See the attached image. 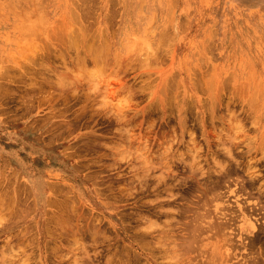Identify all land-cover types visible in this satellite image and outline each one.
<instances>
[{
	"label": "rangeland",
	"instance_id": "rangeland-1",
	"mask_svg": "<svg viewBox=\"0 0 264 264\" xmlns=\"http://www.w3.org/2000/svg\"><path fill=\"white\" fill-rule=\"evenodd\" d=\"M0 185V264H264V0H0Z\"/></svg>",
	"mask_w": 264,
	"mask_h": 264
},
{
	"label": "bare ground",
	"instance_id": "bare-ground-1",
	"mask_svg": "<svg viewBox=\"0 0 264 264\" xmlns=\"http://www.w3.org/2000/svg\"><path fill=\"white\" fill-rule=\"evenodd\" d=\"M74 39H75V38H74ZM94 57H95V56H94ZM95 59H96V57H95ZM98 60H99V59H98ZM170 80H171V79H170ZM171 81H172V80H171ZM167 82H168V81H167ZM165 84H167L168 87H170V88H169V90H170V89H171V86H169L168 83H165ZM165 84H164V85H165ZM164 85H162V86H164ZM168 87H167V88H168ZM165 89H166V88H165ZM165 89H164V90H165ZM211 89H212V88H211ZM211 89L208 90L209 93H210V94H209L210 97H211V92L213 93V90H211ZM161 90H163V87H162ZM167 90H168V89H167ZM167 90H166V91H167ZM210 91H211V92H210ZM161 92H162V91H161ZM170 92H171V91H170ZM128 93L130 94L131 92L128 91ZM172 93H173V91H172ZM207 93H208V92H207ZM168 94H169V93H168ZM159 95H160V94H159ZM165 95H166V94H165ZM212 95H213V94H212ZM166 96H167V95H166ZM166 96H165L164 98H166ZM168 96H170V95H168ZM131 97H133V96H131ZM212 97H213V96H212ZM212 97H211V98H212ZM217 97H218V95L216 96V98H217ZM129 98H130V97H129ZM130 99L132 100L133 98H130ZM168 99H169V97H168ZM209 99H210V98H209ZM217 99H218V98H217ZM211 100H212V99H211ZM213 100H214V99H213ZM170 101H171V102H170ZM170 101H169V102L172 103V100H171V99H170ZM128 102H129V100H128ZM131 102H132V101H131ZM169 102H168V103H169ZM166 103H167V102H166ZM129 104H131V103H129ZM209 104H210V102L208 103V105H209ZM157 105H159V104H157ZM165 105H166V104H164V106H165ZM129 106H130V105H129ZM129 106H128V108H129ZM167 106H168V105H167ZM167 106H166V107H167ZM169 106H170V105H169ZM176 106H177V105H176ZM210 106H211V105H210ZM158 107H159V106H158ZM173 107H174V106H173ZM171 108H172V105H171ZM209 108H210V107H209ZM209 108H208V109H209ZM211 108H212V107H211ZM211 108H210V109H211ZM114 109H115V108H114ZM117 109H118V110H117ZM117 109H116V111H119V110H120L119 107H118ZM122 109H124V108H122ZM131 109H132V107H131ZM131 109H130V110H131ZM155 109H156V108H155ZM160 109H161V108H160ZM178 109H179V108H178ZM215 109H216V108H215ZM127 110H128V109H127ZM130 110H129V111H130ZM168 110H169V109H168ZM124 111H125V110H124ZM124 111H123V113H125ZM132 111H134V110H132ZM142 111H143V110H142ZM146 111H147V110H146ZM159 111H160V110H159ZM211 111H212V110H211ZM215 111H216V110H215ZM138 112H141V111H138ZM161 112H162V111H161ZM170 112H171V111H170ZM117 113H118V112H117ZM120 113L123 114L122 111H120ZM129 113H130V112H129ZM134 113H135V112H134ZM145 113H146V112H145ZM171 113H172V112H171ZM171 113H170V114H171ZM121 114H119V115H121ZM142 114H143V112H142ZM149 114H150V113H149ZM152 114H153V113H152ZM154 114H155V113H154ZM162 114H163V113H162ZM183 114H184V113H183ZM124 115L126 116V114H124ZM124 115H123V116H124ZM117 116H118V114H117ZM123 116L121 115V118H122ZM127 116H129V115H127ZM141 116H142V115H141ZM184 116H185V115H184ZM118 117L120 118V116H118ZM118 117H116V118H118ZM130 117H131V115H130ZM130 117H129V118H130ZM132 117H135V116H132ZM137 117H138V116H137ZM146 117H147V116H146ZM150 117H151V116H150ZM150 117H149V119H150ZM152 117H153V116H152ZM121 118H120V119H121ZM186 118H187V117H186ZM120 119H118V120H120ZM123 119H126V118H123ZM134 119H135V118H134ZM146 119H147V118H146ZM156 119H157V118H156ZM156 119H155V120H156ZM159 119H161V118H159ZM159 119H158V121H159ZM116 120H117V119H116ZM118 120H117V121H118ZM121 120H122V119H121ZM151 120H153V119H151ZM155 120H154V121H155ZM186 120H188V119H186ZM124 121H126V120H124ZM149 121H150V120H149ZM121 122H122V121H121ZM126 122H127V121H126ZM134 122H135V121H134ZM139 122H140V121H139ZM151 122L153 123V121H151ZM124 123H125V122H124ZM145 123H147V122L145 121ZM148 123H150V122H148ZM155 123H156V122H155ZM184 123H186V122H185L184 119H183V120H182V124H184ZM69 124H71V123H69ZM165 124H166V123H165ZM229 124H230V123H229ZM147 125H148V124H147ZM153 125H155V124H153ZM158 125H159V124H158ZM163 125H164V124H163ZM168 125H169V124H168ZM184 125H185V124H184ZM230 125H231V124H230ZM123 127H124V125H123ZM150 127H151V123H150ZM162 127H163V126H162ZM168 127H169V126H168ZM148 128H149V127H148ZM236 128L238 129L237 126H236ZM125 129H127V128H125ZM152 129H153V128H152ZM161 129H163V128H161ZM161 129H160V130H161ZM165 129H166V128H165ZM165 129H164L163 131H166ZM184 129H185V128H184ZM184 129H183V130H184ZM187 129H188V128H187ZM146 130H149V131H150V129H146ZM146 130H145V131H146ZM160 130H159V131H160ZM133 131H134V130H133ZM143 131H144V130H143ZM171 131H173V130H171ZM171 131H170V132H171ZM186 131H188V130H186ZM126 132H128V129L126 130ZM130 132H132V131H130ZM134 132H136V131H134ZM134 132H132V135H133ZM146 132H147V131H146ZM160 132H161V131H160ZM166 132H167V131H166ZM188 132H189V131H188ZM186 133H187V132H186ZM119 134H120V132H119ZM125 134H126V133H125ZM128 134H129V133H128ZM128 134H127V135H128ZM140 134H142V133L140 132ZM160 134H161V133H160ZM165 134H166V133H165ZM170 134H171V133H170ZM170 134L168 133V135H170ZM121 135H122V133H121ZM132 135H131V136H132ZM143 135H145V134H143ZM189 135H191V132H190ZM192 135H193V134H192ZM117 136H118V135H117ZM119 136H120V135H119ZM129 136H130V134L127 136V138H128ZM134 136H136V133H135V135H133V137H134ZM137 136H138V135H137ZM162 136H163V135H162ZM164 136H165V135H164ZM166 136H167V135H166ZM115 137H116V135H115ZM121 137H122V136H121ZM123 137H125V135H124ZM133 137H132V139H134ZM154 137H155V136H154ZM177 137H178V136H177ZM190 137H191V136H190ZM129 138L131 139V137H129ZM150 138H151V137H150ZM150 138H149V139H150ZM162 138H164V137H162ZM165 138H166V137H165ZM174 138H175V135H174ZM184 138H185V137H184ZM191 138H192V137H191ZM95 139H96V138H95ZM112 139H113V138H112ZM125 139H126V138H125ZM130 139H127V140L129 141ZM139 139L141 140L142 138H139ZM144 139H145V138H144ZM172 139H173V138H172ZM175 139H176V138H175ZM194 139H195V138H194ZM136 140H138V138H136ZM136 140H135V141H136ZM150 140H151V139H150ZM158 140H159V139H158ZM160 140H161V139H160ZM191 140H193V139H191ZM111 141H112V140H111ZM113 141H116V140L113 139ZM117 141H118V142H117ZM117 141H116L117 144H119L120 141H119V140H117ZM132 141H133V140H132ZM132 141H131V142H132ZM142 141H144V140H142ZM146 141H147V140H146ZM146 141H145V142H146ZM164 141H165V140H164ZM193 141H194V140H193ZM121 142H122V141H121ZM139 142H140V141H138V143H139ZM152 142H153V141H152ZM170 142H171V139H170ZM178 142H179V141H178ZM190 142H192V141H190ZM195 142H196V141H195ZM195 142H194L193 144H195ZM127 143H130V141H129V142H126L125 144H127ZM135 143H137V141L134 142V144H135ZM140 143H141V142H140ZM147 143H148V142H147ZM156 143H157V142H156ZM162 143H163V142H162ZM162 143H161V144H162ZM168 143H169V142H167V145H168ZM173 143H175V141H174ZM159 144H160V143H159V141H158V144H157V145H159ZM169 144H170V143H169ZM171 144H172V142H171ZM175 144H176V143H175ZM181 144H182V143H181ZM120 145L123 146L124 144L121 143ZM141 145H144V142H143ZM149 145H150V144H149ZM164 145H166V144H164ZM173 145H174V144H173ZM185 145H186V144H185ZM185 145H184V146H185ZM224 145H225V144H224ZM118 146H119V145H118ZM126 146H127V145H126ZM135 146H137V145H134V148H136ZM170 146H172V145H170ZM184 146H183V147H184ZM192 146H194V145H192ZM195 146H196V145H195ZM119 147H120V146H119ZM119 147H116V150H117V148L119 149ZM128 147H129V146H128ZM144 147H146V144H145ZM148 147H150V146H147L146 148H148ZM153 147H154V146H153ZM155 147H156V146H155ZM162 147H163V146H162ZM162 147H160V148H162ZM175 147H176V146H175ZM190 147H191V146H190ZM123 148H126V147L123 146ZM132 148H133V147H132ZM141 148H142V147H141ZM156 148H157V147H156ZM163 148H164V147H163ZM168 148H169V147H168ZM168 148H166V149H168ZM170 148H171V147H170ZM170 148H169V149H170ZM179 148H180V147H179ZM186 148H187V147H186ZM197 148H198V147H197ZM224 148H225V147H223V149H224ZM120 149H122V147H121ZM143 149H144V148H143ZM157 149H159V148H157ZM172 149H173V148H172ZM182 149H183V148H182ZM187 149L189 150V148H187ZM187 149H185V150H187ZM192 149H196V147H194V148H192ZM192 149H191V150H192ZM226 149H227V148H226ZM229 149H230V148H229ZM229 149L227 150L228 153L231 152V151H229ZM122 150H123V149H122ZM132 150H134V149H132ZM138 150H139V149H138ZM145 150H146V149H145ZM145 150L142 151V152L144 153ZM148 150H149V149H148ZM160 150H162V149H159V151H160ZM163 150H164V149H163ZM180 150H181V149H180ZM125 151H126V150H125ZM166 151L168 152V150H166ZM196 151H197V150H196ZM224 151H225V150H224ZM117 152H118V151H117ZM121 152H123V151H121ZM126 152H130V151H126ZM142 152H140V153H142ZM156 152H157V150H156ZM162 152H164V151H162ZM162 152H159V153H162ZM169 152H170V151H169ZM186 152H187V151H186ZM191 152H192V151H191ZM191 152H190V153H191ZM227 152H226V154H227ZM130 153H131V152H130ZM132 153H134V151H133ZM143 153H142V154H143ZM183 153H184V152H183ZM196 153H197V152H196ZM196 153H195V151H194V154H196ZM134 154H136V157L138 158L139 154H138V153H134ZM137 154H138V155H137ZM152 154H153V151H152ZM168 154H169V153H167V160H168ZM170 154H171V153H170ZM180 154H181V152H180ZM180 154H178V155H180ZM194 154H193V156H194ZM230 154H231V153H230ZM143 155H144V154H143ZM150 155H151V154H150ZM162 155H163V153H162ZM162 155H161V156H162ZM183 155H184V154H183ZM185 155H186V154H185ZM134 156H135V155H134ZM151 156H152V155H151ZM151 156H147V157L149 158V159H148V158L146 157V155H145V158L143 159L144 162H145V164H143V166H141V165L139 164L138 167L141 166L142 168H145L144 166H145V165L147 166V164H149V168H148V167H147V168H148V170H150V167L152 168L154 162L157 161V160H155V161L153 162V160H150ZM158 156H159V155H158ZM161 156H160V157H161ZM169 156H170V158H171L172 154L169 155ZM176 156H177V155H176ZM189 156H191V155H189ZM189 156H188V157H189ZM195 156H196V155H195ZM195 156H194V158H195ZM198 156H199V154H198ZM229 156H230V155H229ZM136 157H135V158H136ZM139 157H140V156H139ZM141 157H142V156H141ZM141 157H140V159H141ZM153 157L155 158L154 155H153ZM174 157H175V156H174ZM200 157H201V156H200ZM154 158H152V159H154ZM177 158H178V157H177ZM177 158H176V159H177ZM190 158H193V157H190ZM155 159H156V158H155ZM165 159H166V158H165ZM182 159H183V158H182ZM186 159L188 160L189 158H186ZM199 159H200V158H198V160H199ZM217 159H218V158H217ZM141 160H142V159H141ZM141 160H140V162H141ZM161 160H162V159H161ZM161 160L158 159V161H161ZM171 160H172V158H171ZM178 160H179V159H178ZM184 160H185V159H184ZM187 160H186V161H187ZM189 160H190V159H189ZM196 160H197V159H196ZM196 160H195V161H196ZM198 160H197V161H198ZM132 161H133V160H132ZM136 161H137V160H136ZM158 161H157V163H159ZM163 161H164V160H163ZM163 161H161V163H162ZM172 161H173V160H172ZM172 161H171V162H172ZM191 161L193 162L194 159H193V160L191 159ZM200 161H201V160H200ZM215 161H216V160H215ZM215 161H214V162H215ZM171 162H170V164H171ZM184 162H185V161H184ZM189 162H190V161H188V163H189ZM218 162H221V161L218 160L217 163H218ZM142 163H143V161L141 162V164H142ZM168 163H169V162H168ZM185 163H186V162H185ZM133 164H134V163H133ZM150 164H151L152 166H151ZM163 164H164V163H163ZM173 164H174V163H173ZM199 164H200V163H199ZM199 164H197V166H198ZM215 164H216V163H215ZM155 165H156V164H155ZM158 165H160V164H158ZM179 165H180V164H179ZM183 165H184V164H183ZM189 165H190V163H189ZM217 165H218V164H217ZM130 166H131V165H130ZM132 166H134V165H132ZM160 166H162V165H160ZM168 166H169V165H168ZM181 166H182V164H181ZM194 166H195V165H194ZM197 166H196V167H197ZM203 166H204V165H203ZM141 167H140V170H142ZM182 167H183V166H182ZM185 167H186V166H185ZM191 167H192V166H191ZM201 167H202V166H201ZM209 167H210V166H209ZM214 167H215V166H214ZM216 167H217V166H216ZM132 168H133V167H132ZM154 168H155V166H154ZM162 168H163V167H162ZM166 168H167V167H166ZM166 168H164V169H166ZM169 168H170V167H169ZM217 168H218V167H217ZM219 168H220V167H219ZM219 168H218V169H219ZM221 168H222V166H221ZM224 168H225V167H224ZM224 168H222V169L224 170ZM157 169H158V173H160V172H159L160 169H159V168H156V170H157ZM177 169H178V168H177ZM201 169H203V168H201ZM201 169H200V170H201ZM166 170H167V169H166ZM168 170H169V169H168ZM168 170H167V171H168ZM204 170H205V169H204ZM204 170H203V171H204ZM211 170H212V168H211ZM227 170H228V169H227ZM227 170H224V173H225V171H227ZM145 171H146V170H145ZM162 171H163V170H162ZM164 171H165V170H164ZM187 171H188V170H187ZM203 171H202V172H203ZM214 171H216V170H214ZM229 171H230V170H229ZM229 171H228L227 174H229ZM148 172H149V171H148ZM151 172H152V171H151ZM173 172L176 173V171H173ZM185 172H186V171H185ZM188 172H189V171H188ZM191 172H192V171H191ZM191 172H190V173H191ZM199 172H200V171H198V173H199ZM206 172H207V171H206ZM206 172H205V173H206ZM210 172H212V171H210ZM221 172H222V171H221ZM235 172H236V171H235ZM4 173H5V172H3L2 175H3ZM145 173H146V174H145ZM145 173H144V174L147 176V172H145ZM152 173H153V172H152ZM218 173H219V172H218ZM218 173H216V175H217ZM232 173H233V171H232ZM232 173H230V174H232ZM141 174H142V173H141ZM144 174H143V175H144ZM150 174H151V173H149V175H150ZM155 174H156V173H155ZM161 174H162V173H160L159 175H161ZM173 174H174V173H173ZM185 174H187V173H185ZM220 174H221V173H220ZM236 174H237V173H236ZM236 174H235V175H236ZM138 175H139V176H143V175H140L139 173H138ZM159 175H158V176H159ZM163 175H165V174H163ZM171 175H172V174H171ZM174 175H175V174H174ZM188 175H190V174H188ZM193 175H195V174H193ZM203 175H204V174L202 173V176H203ZM206 175H208V174L206 173ZM223 175H224V174H223ZM223 175H222V177H223ZM233 175H234V174H233ZM235 175H234V176H235ZM8 176H9V175H8ZM134 176H135V174H134ZM136 176H137V174H136ZM146 176H145V178H147ZM151 176H152V174H151ZM151 176H150V177H151ZM154 176H156V175H154ZM154 176H153V177H154ZM167 176H168V175H167ZM167 176H166V177H167ZM169 176H170V175H169ZM169 176H168V178H169ZM176 176H177V175H176ZM137 177H138V176H137ZM161 177H163V176H161ZM166 177H164V178H166ZM181 177H182V176H181ZM186 177H191V176H187V175H186ZM192 177H193V176H192ZM194 177H197V175L194 176ZM215 177H216V176H215ZM217 177H218V175H217ZM3 178H4V177H3ZM126 178H127V177H126ZM140 178H142V177H140ZM145 178L143 177L142 179H145ZM154 178H157V177H154ZM158 178H159V177H158ZM158 178L155 179V180H158ZM164 178H162V179H160V180H164ZM183 178H184V177H183ZM207 178H208V176H207ZM213 178H214V177H213ZM218 178H220V177H218ZM224 178H225V177H224ZM224 178H223V179H224ZM142 179H141V180H142ZM148 179H149V178H148ZM177 179H178V177H177ZM188 179H191V178H188ZM188 179H187V180H188ZM197 179H198V178H197ZM216 179H217V178H216ZM216 179H213V180L215 181ZM230 179H231V178H230ZM250 179H251V178H250ZM135 180H136V178H135ZM150 180H151V179H150ZM166 180H167V178H166ZM166 180H164L165 183H166ZM172 180H173V179H172ZM179 180H180V177H179ZM217 180H218V179H217ZM221 180H222V179H221ZM227 180H228V179H227ZM234 180H235V179H234ZM126 181H127V180H126ZM138 181H139L140 183H142V182L140 181V179H139ZM158 181H159V180H158ZM170 181H171V180H170ZM183 181H184V180H183ZM185 181H186V180H185ZM195 181H196V180H195ZM204 181H205V180H204ZM211 181H212V179H211ZM222 181H223V180H222ZM120 182H121V181H120ZM145 182H147V180H145ZM153 182H154V181H153ZM155 182H157V181H155ZM155 182H154V183H155ZM168 182H169V181H168ZM174 182H175V181H174ZM206 182H207V181H206ZM217 182H218V181H217ZM229 182H230V181H229ZM143 183H144V182H143ZM147 183H150V182H147ZM154 183H153V184H154ZM157 183H159V182H157ZM157 183H156V184H157ZM176 183H177V182H176ZM186 183H187V182H186ZM214 183H216V182H214ZM2 184H3V183H2ZM2 184H1V185H2ZM5 184H6V183H5ZM159 184H160V183H159ZM167 184H168V183H167ZM171 184H172V183H171ZM173 184H174V183H173ZM173 184H172V185H173ZM197 184H198V183H197ZM204 184H206V183L204 182ZM209 184H210V182H209ZM216 184H217V183H216ZM1 185H0V186H1ZM6 185H7V184H6ZM10 185H12V184H10ZM130 185H131V184H130ZM134 185H135V183H134ZM141 185H142V184H141ZM141 185H140V186H141ZM150 185H151V184H150ZM163 185H164V183H163ZM174 185H175V184H174ZM199 185H202V183H201V184L199 183L198 186H199ZM206 185H208V184H206ZM217 185L219 186V184H217ZM252 185H253V184H252ZM54 186H55V185H54ZM138 186H139V185H138ZM144 186H145V185H144ZM203 186H204V185H203ZM245 186H246V185H245ZM9 187H10V186H9ZM56 187H57V185H56ZM133 187H134V186H133ZM152 187H153V186H152ZM154 187H155V186H154ZM185 187H186V186H185ZM191 187H192V186H191ZM196 187H197V186H195V188H193V189L198 190V188H196ZM213 187H214V185H213ZM216 187H217V186H216ZM216 187H215V188H216ZM221 187H222V186H221ZM4 188H5V187H4ZM138 188H139V187H138ZM200 188H202V186H201ZM208 188H209V187H208ZM217 188H218V187H217ZM219 188H220V187H219ZM243 188H245V187H243ZM5 189H7V186H6ZM139 189H141V188H139ZM152 189H153V188H152ZM157 189H158V188H157ZM157 189H156V190H157ZM185 189H186V188H185ZM221 189H222V188H221ZM245 189H246V188H245ZM8 190H9V189H8ZM21 190H22V189H21ZM24 190H25V189H24ZM154 190H155V188H154ZM170 190H171V189H170ZM170 190H168L169 193H171ZM180 190H181V189H180ZM188 190H189V189H188ZM188 190H187V191H188ZM190 190H191V189H190ZM190 190H189V191H190ZM199 190H202V189H199ZM211 190L213 191V189H211ZM243 190H244V189H243ZM5 191H6V190H5ZM5 191H4V192H5ZM16 191H17V190H16ZM19 191H20V190H19ZM138 191H139V190H138ZM140 191H142V190H140ZM150 191H152V190H150ZM164 191H167V190L165 189ZM164 191H163V192H164ZM182 191H183V190H182ZM187 191H186V192H187ZM189 191H188V192H189ZM192 191H193V190H192ZM216 191H217V189H216ZM218 191H219V190H218ZM244 191H245V190H244ZM0 192H1V190H0ZM8 192H9V191H8ZM12 192H13V191H12ZM12 192H10V193H12ZM23 192H24V191H22V193H23ZM136 192H137V191H136ZM180 192H181V191H180ZM202 192H203V191H202ZM219 192H220V191H219ZM24 193H25V192H24ZM27 193H28V192H26V194H27ZM137 193H138V192H137ZM142 193H143V192H142ZM159 193H160V192H159ZM159 193H158L157 195H159ZM166 193H167V192H166ZM191 193H192V192H191ZM215 193H216V192H215ZM2 194H3V193H2ZM6 194H7V193H6ZM6 194H5V195H6ZM12 194H13V193H12ZM134 194H135V193H134ZM177 194H179V193H177ZM177 194H176V195H177ZM181 194H182V193H181ZM183 194H184V193H183ZM189 194H190V193H189ZM217 194H218V193H217ZM7 195H8V194H7ZM19 195H20V194H19ZM28 195H29V194H28ZM28 195H26V196H28ZM157 195L154 194V196H156V198L159 197V196L157 197ZM161 195L163 196L164 194H161ZM171 195H172V196L174 195L173 197L176 196V195L173 194V193H172ZM194 195H195V194H194ZM201 195H203V197H204L205 195H208V194L203 193V194H201ZM213 195H214V194H213ZM220 195H221V194H220ZM2 196H3V195H2ZM10 196H11V195H10ZM17 196H18V194H17ZM152 196H153V195H152ZM154 196H153V197H154ZM162 196H160V198H161ZM172 196H171V197H172ZM199 196H200V195H199ZM211 196H212V194H211ZM211 196L209 195V197H211ZM5 197H6V196H5ZM5 197H4V198H5ZM13 197H14V196H13ZM13 197L10 198V199H13ZM24 197H25V196H24ZM24 197H23V199H24ZM153 197H152V198H153ZM164 197H165V200H167V199H166V196H164ZM164 197H163V198H164ZM177 197H178V196H177ZM177 197H176V198H177ZM186 197H187V196H186ZM189 197H190V195H189ZM195 197H196V196H195ZM203 197H201L200 199H203ZM209 197H208V198H209ZM212 197H214V196H212ZM4 198L2 197L1 199H4ZM17 198H18V197H17ZM19 198H20V197H19ZM19 198H18V199H19ZM160 198H159V199H160ZM169 198H170V196H169ZM176 198H175V199H176ZM187 198H188V197H187ZM214 198H216V197H214ZM5 199H6V198H5ZM143 199H144V198H143ZM154 199H155V198H154ZM170 199H171V198H170ZM172 199H173V198H172ZM177 199H178V198H177ZM210 199H211V198H210ZM19 200H20V199H19ZM141 200H142V199H141ZM150 200H151V199H150ZM155 200H156V199H155ZM173 200H174V199H173ZM191 200H192V199H191ZM193 200H195V199H193ZM196 200H197V198H196ZM203 200H204V199H203ZM206 200H208V199H206ZM1 201H3V200H0V205H1V203H2ZM21 201H22V200H21ZM21 201H20V202H21ZM144 201H145V200H143V202H144ZM152 201H153V200H152ZM152 201H151L150 204H152ZM158 201H159V200H158ZM189 201H190V200H189ZM200 201H201V200H200ZM210 201H211V200H210ZM215 201H216V200H215ZM8 202H9V201H8ZM14 202H15V201H14ZM14 202H13V203H14ZM56 202H57V201H56ZM141 202H142V201H140V203H141ZM146 202H147V201H146ZM156 202H157V200H156ZM174 202H175V201H174ZM193 202H195V201H193ZM207 202H208V204H209V201H207ZM207 202H206V203H207ZM212 202H214V201H212ZM212 202H211V203H212ZM10 203H11V201H10ZM17 203H18V202H17ZM22 203H23V202H22ZM24 203H25V202H24ZM54 203H55V202H54ZM69 203L72 205L71 202H69ZM69 203H67V204H69ZM140 203H139V204H140ZM147 203H148V202H147ZM154 203H155V202H154ZM159 203H160V202H159ZM191 203H192V202H191ZM211 203H210V204H211ZM11 204H12V203H11ZM15 204H16V203H15ZM141 204H142V203H141ZM148 204H149V203H148ZM171 204H174V203H171ZM171 204H170V205H171ZM2 205H4V204H2ZM16 205H17V204H16ZM145 205H146V204H145ZM152 205H153V204H152ZM152 205H151V206H152ZM197 205H198V204H197ZM197 205H196V206H197ZM203 205H205V204H203ZM211 205H212V204H211ZM12 206H13V205H12ZM17 206H20L19 203H18ZM142 206H143V205H142ZM166 206H168V205H166ZM217 206H218V205H217ZM10 207H11V205L9 206V208H10ZM15 207H16V206H15ZM144 207H145V206H144ZM159 207H160V206H159ZM159 207H158V208H159ZM164 207H165V206H164ZM168 207H169V206H168ZM197 207H198V206H197ZM199 207H200V206H199ZM201 207H202V206H201ZM5 208H7V205L5 206ZM60 208H61V207H60ZM62 208H64V206H63ZM154 208H155V206H154V207H150V208H148V211L151 212V211L154 210ZM172 208H173V206H172ZM191 208H192V207H191ZM194 208H195V207H194ZM204 208H205V206H204ZM204 208H203V209H204ZM207 208H208V207H207ZM210 208H211V207H210ZM210 208H209V209H210ZM219 208H221V207H219ZM219 208H218V209H219ZM1 209H3V206H2ZM7 209H8V208H7ZM7 209H6L5 211H7ZM11 209H12V207H11ZM15 209H16V208H15ZM155 209H157V208H155ZM160 209H161V208H159L158 211H159ZM162 209H164V208L162 207ZM162 209H161V210H162ZM165 209H167V208H165ZM165 209H164V210H165ZM170 209H171V208H169V209H167V210L171 211ZM182 209H183V207H182ZM182 209H181V210H182ZM197 209H198V208H197ZM8 210H9V209H8ZM145 210H146V209H145ZM145 210H144V211H145ZM198 210H199V209H198ZM212 210H214V209H212ZM212 210H211V212H213ZM223 210H224V209H223ZM11 211H12V210H11ZM14 211L16 212V210H14ZM63 211H64V210H63ZM63 211H62V212H63ZM65 211H66V210H65ZM146 211H147V210H146ZM176 211H177V210H176ZM183 211H184V210H183ZM192 211H193V210H192ZM199 211H200V210H199ZM206 211H207V210H205V212H206ZM214 211H215V210H214ZM2 212H3V211H2ZM2 212H1V213H2ZM8 212H9V211H8ZM17 212H18V211H17ZM20 212H21V211H20ZM56 212H57V211H56ZM60 212H61V211H60ZM127 212H128V211H127ZM130 212H133V211H130ZM130 212H129V213H130ZM193 212H194V211H193ZM219 212H221V214L223 213L222 211H218V213H219ZM3 213H4V212H3ZM67 213H69V212H67ZM125 213H126V212H125ZM138 213H139V212H138ZM138 213H137V215H138ZM151 213H152V212H151ZM165 213H166V210H165ZM182 213H183V212H182ZM198 213H199V212H198ZM207 213H209V212H206V214H207ZM215 213H216V212H215ZM19 214H20V213H19ZM57 214H58V213H57ZM60 214H61V213H60ZM62 214H63V213H62ZM131 214H132V213H130V215H131ZM134 214H135V213H134ZM139 214H142V213H139ZM192 214H193V213H192ZM201 214H202V213H201ZM204 214H205V213H204ZM216 214H217V213H216ZM6 215H7V214H6ZM16 215H17V214H16ZM54 215H55V214H54ZM64 215H66V213H65ZM70 215H71V214H70ZM127 215H128V213H127ZM132 215H133V214H132ZM145 215H149V214H145ZM182 215H183V214H182ZM194 215H195V214H194ZM207 215H208V214H207ZM213 215H214V214H213ZM213 215H212V216H213ZM223 215H224V214H223ZM223 215H222V217H223ZM0 216H1V215H0ZM13 216H14V215H13ZM57 216H61V215H57ZM141 216H142V215H141ZM141 216H140V217H141ZM151 216H152V215H151ZM179 216H180V215H179ZM186 216H187V215H186ZM186 216H185V218H186ZM195 216H196V215H195ZM203 216L206 218V215H203ZM210 216H211V215H210ZM225 216H226V215H225ZM228 216H229V215H228ZM228 216H226L227 219H229L230 217H232V216H230V217L228 218ZM9 217H10V216H9ZM14 217H15V216H14ZM72 217H73V216H71V218H72ZM137 217H138V216H137ZM137 217H136V218H137ZM140 217H139V218H140ZM147 217H148V216H147ZM149 217H150V216H149ZM155 217H156V216H155ZM155 217H154V218H155ZM170 217L174 218L173 216H170ZM176 217H177V218H180V217H178V216H175V218H176ZM181 217H182V216H181ZM192 217H193V216H192ZM201 217H202V216H201ZM208 217H209V216H208ZM208 217H207V218H208ZM216 217L218 218V216H216V215L214 216V218H212V217H211V218H212V219H215ZM1 218H2V217H1ZM11 218H13V217H11ZM71 218H70V219H71ZM139 218H138V219H139ZM145 218H146V217H145ZM152 218H153V217H152ZM165 218H166V217H165ZM167 218H168V217H167ZM189 218H190V216H189ZM205 218H204V219H205ZM211 218H210V219H211ZM244 218H245V217H244ZM62 219H63V218H62ZM64 219H65V218H64ZM67 219H68V218H67ZM141 219H142V218H141ZM141 219H140V221H141ZM143 219H144V218H143ZM143 219H142V220H143ZM146 219H147V218H146ZM149 219H150V218H149ZM194 219H196V218L194 217ZM197 219H198V218H197ZM197 219H196V220H197ZM199 219H200V216H199ZM219 219H220V218H219ZM224 219H225V217H224ZM56 220H57V219H56ZM96 220L98 221L99 219H96ZM152 220H154V219H152ZM152 220H151V222L148 221V224L150 223L151 225H153V223H152L153 221H152ZM201 220H202V219H201ZM206 220H207V219H206ZM206 220H205V221H206ZM208 220H209V218H208ZM208 220H207V221H208ZM215 220H216V219H215ZM220 220H221V219H220ZM58 221H59V220H58ZM58 221H57V222H58ZM62 221H63V220H62ZM66 221H67V220H66ZM69 221H70V220H69ZM99 221H100V220H99ZM159 221H160V220H159ZM159 221H158V223H159ZM164 221H166V220H164ZM167 221H168V220H167ZM167 221H166V222H167ZM192 221H193V220H192ZM194 221H195V220H194ZM198 221H199V220H198ZM228 221H229V220H228ZM59 222H60V221H59ZM59 222H58V223H59ZM64 222H65V221H64ZM87 222H88V221H87ZM138 222H139V220H138ZM146 222H147V221H146ZM156 222H157V221H156ZM195 222H196V221H195ZM210 222H211V221H210ZM213 222H214V225H215L216 222H215V221H213ZM221 222H222V221H221ZM70 223H71V222H70ZM72 223H73V222H72ZM83 223H84V222H83ZM83 223H82V224H83ZM140 223H141V222H140ZM142 223H143V222H142ZM154 223H155V221H154ZM170 223H171V222H170ZM188 223H189V222H188ZM230 223H231V222H230ZM68 224H69V223H68ZM80 224H81V223H80ZM138 224H139V223H138ZM150 224H149V225H150ZM181 224H183V223H181ZM186 224H187V223H186ZM216 224H217V225H215V226L218 227V225H219L220 223H219V224L216 223ZM70 225H71V224H70ZM70 225H69V226H70ZM72 225H73V224H72ZM72 225H71V226H72ZM83 225H86V224L84 223ZM136 225H137V224H136ZM139 225H140V224H139ZM139 225H138V226H139ZM144 225H145V224H144ZM154 225H156V227H154L155 229L157 228L158 225L161 226L160 224H158V225H157V224H154ZM197 225H198V223H197ZM207 225H208V224H207ZM211 225H212V223H211ZM226 225H227V224H226ZM62 226H63V224H62ZM75 226H76V225H75ZM75 226H74V227H75ZM146 226H148V225H146ZM159 226H158V228H159ZM162 226H163V225H162ZM184 226H185V225H184ZM188 226H189V225H188ZM188 226H187V227H188ZM190 226H192V224H190ZM199 226H200V225H199ZM199 226H198V227H199ZM204 226H205V225H204ZM204 226H203V227H204ZM215 226H214V227H215ZM224 226H225V225H224ZM63 227H64V226H63ZM63 227H62V228H63ZM77 227H78V226H77ZM77 227H75V228H77ZM81 227H82V226H81ZM127 227H128V226H127ZM141 227L143 228V226H140V229H141ZM144 227H145V226H144ZM165 227H166V226H165ZM196 227H197V226H195V229H196ZM208 227H209V226H207V228H208ZM216 227H215V229H216ZM220 227H221V225H220ZM158 228H157V230H158ZM161 228L163 229L164 227H161ZM192 228H193V226H192ZM192 228H191V229H192ZM212 228H213V227H212ZM224 228H225V227H224ZM70 229H71V231H72L74 228H73V229L70 228ZM91 229H92V228H91ZM95 229H96V228H95ZM97 229H98V228H97ZM143 229H144V230H147V228H143ZM148 229H149V230H152L153 228L151 227V229H150L149 226H148ZM165 229H166V228H165ZM168 229H169V228H168ZM170 229H171V228H170ZM181 229H183V228H181ZM184 229H185V228H184ZM205 229H206V228H205ZM205 229H204V230H205ZM220 229H221V228H220ZM61 230H62V229H61ZM64 230H65V229H64ZM64 230H62V231H64ZM77 230H78V229H77ZM89 230H90V228H89ZM89 230H88V232H89ZM144 230H143V231H144ZM149 230H148V231H149ZM159 230H161V229H159ZM171 230H172V229H171ZM188 230H189V227H188L187 231H188ZM197 230H199V228H198ZM200 230H201V229H200ZM207 230H208V229H207ZM207 230H205V231L207 232ZM210 230H211V228H210ZM222 230H225V229L222 228ZM227 230H228V229H227ZM86 231H87V230H86ZM93 231H96V230H94V228H93ZM97 231H98V230H97ZM97 231H96V232H97ZM138 231H139V230H138ZM140 231H141V230H140ZM152 231H154V230H152ZM155 231H156V230H155ZM181 231H182V230H181ZM187 231H185V232H187ZM191 231H192V230H191ZM191 231H190V232H191ZM74 232H75V231H74ZM80 232H81V231H80ZM84 232H85V231H84ZM88 232H87V234H88ZM90 232H91V231H90ZM202 232H203V231H202ZM208 232H210V231H208ZM208 232H207V233H208ZM211 232H212V231H211ZM218 232H219V231H217V233H218ZM75 233H76V232H75ZM92 233H93V232H92ZM94 233H95V232H94ZM143 233H144V232H143ZM143 233H142V234H143ZM145 233H147V232L145 231ZM194 233H196V232H194ZM198 233H199V232H198ZM213 233H214V232H213ZM215 233H216V232H215ZM215 233H214V235H215ZM223 233H224V232H223ZM223 233H222V234H223ZM69 234H71V233H69ZM69 234H68V235H69ZM83 234H84V233H83ZM96 234H97V233H96ZM96 234H95V235L93 234V237H95ZM139 234H140V233H139ZM147 234H148V233H147ZM199 234H201V233H199ZM210 234H211V233H210ZM218 234H219V233H218ZM64 235H67V234L64 233L63 236H64ZM73 235H74V234H73ZM143 235H144V234H143ZM184 235H185V234H184ZM188 235L190 236L191 234L189 233ZM196 235H197V234H196ZM216 235H217V234H216ZM82 236H83V235H82ZM148 236H149V235H147V237H148ZM169 236H170V235H169ZM169 236H168V237H169ZM189 236H187V237H189ZM192 236H195V234L192 235ZM197 236H198V235H197ZM204 236H205V235H204ZM220 236H221V235H220ZM223 236H226V234H225V235L223 234ZM66 237H67V236H66ZM69 237H70V236H69ZM69 237H68V238H69ZM71 237H73V236H71ZM80 237H81V234H80ZM83 237H84V236H83ZM88 237H89V236H88ZM88 237H87V238H88ZM145 237H146V236H145ZM149 237H150V236H149ZM160 237L163 239V236H160ZM181 237H182V236H181ZM183 237H186V236H183ZM201 237H203V236L201 235ZM89 238H90V237H89ZM95 238H96V237H95ZM161 238H158V239L161 240ZM164 238H165V237H164ZM170 238H171V237H170ZM196 238H197V237H196ZM224 238H225V237H224ZM64 239H65V237H64ZM79 239L82 240L83 238H82V239L79 238ZM79 239H77V242H78ZM167 239H168V238H167ZM182 239H183V238H182ZM184 239H186V241L190 240V239L187 240V238H184ZM191 239H193V238L191 237ZM199 239H200V238H199ZM203 239L205 240V238H203ZM67 240H68V239H67ZM75 240H76V239H75ZM80 240H79V242H80ZM86 240H87V239H86ZM94 240H96V239H94ZM139 240H141V239H139ZM88 241H89V240H88ZM88 241H87V243H89ZM162 241H163V240H162ZM192 241H194V239H193ZM192 241H190V242L188 241V242L190 243V245H192V244H191ZM196 241H197V240H196ZM196 241H194V242H195V244L197 245ZM200 241H201V240H200ZM63 242H64V241H63ZM68 242H69V241H68ZM68 242H67V243H68ZM85 242H86V241H85ZM85 242H84V243H85ZM152 242H153V241H151L150 244H151ZM172 242H174V241H172ZM198 242H199V241H198ZM201 242H202V241H201ZM74 243H76V242H74ZM82 243H83V242H82ZM82 243H80V244H81L80 247H82ZM93 243H96V242H93ZM183 243H184V242H183ZM65 244H66V243H65ZM78 244H79V243H76L77 247H78ZM91 244H92V243H91ZM97 244H98V243H97ZM160 244H162V243H160ZM160 244L158 243V245H160ZM169 244H170V243H169ZM171 244H172V243H171ZM171 244H170V245H171ZM173 244H174V243H173ZM184 244H185V243H184ZM187 244H188V243H187ZM187 244H185V245H187ZM195 244H194V245H195ZM200 244H201V243H200ZM202 244H204V241H203ZM68 245H69V244H68ZM88 245H89V244H88ZM154 245H155V243H154ZM158 245H157V246H158ZM162 245H163V244H162ZM162 245L159 246V247H163V246H165V245H167V244L164 243V245H163V246H162ZM170 245H169V248H172V247H171L172 245H171V246H170ZM178 245H179V244H178ZM181 245H182V243H181ZM84 246L86 247V244H84ZM97 246H98V245H97ZM126 246H127V245H126ZM126 246H125V247H126ZM144 246H145V245H144ZM144 246H143V247H144ZM155 246H156V245H155ZM176 246H177V244H176ZM187 246H188V245H187ZM128 247H129V246H128ZM141 247H142V246H141ZM166 247H168V246H165V248H166ZM174 247H175V246H174ZM177 247H178V246H177ZM191 247H192V246H191ZM196 247H197V246H196ZM200 247H201V245H200ZM200 247L198 246V248H200ZM72 248H73V247H72ZM91 248H92V247H91ZM146 248L148 249V247H146ZM146 248H143V249H146ZM165 248H164V250H165ZM182 248H183V247H182ZM186 248H187V247L185 246V249H186ZM194 248H195V247H194ZM194 248H193V249H194ZM82 249H84V248H82ZM86 249H87V247H86ZM93 249H94V248H93ZM120 249H121V247H120ZM124 249H125V248H124ZM129 249H130V247H129ZM129 249H127V250H129ZM154 249L156 250L157 248L154 247L153 250H154ZM158 249H159V248H158ZM166 249H167V248H166ZM188 249H189V247H188ZM84 250H85V249H84ZM130 250H132V248H131ZM149 250H150V249H149ZM151 250H152V247H151ZM186 250H187V249H186ZM195 250H196V249H195ZM82 251H83V250H82ZM85 251H86V250H85ZM104 251H105V250H104ZM189 251H190V250H189ZM126 252H127V251H126ZM126 252H125V253H126ZM128 252H129V251H128ZM130 252H131V251H130ZM161 252H162V250H161ZM157 253H158V252H157ZM162 253H163V252H162ZM128 254H129V253H127L126 255H128ZM135 254L137 255V253H135ZM164 254H165V253H164ZM136 255H135V256H136ZM151 255H152V254H151ZM153 255H154V254H153ZM162 255H163V254H162ZM122 256H123V255H122ZM137 256H138V255H137ZM158 256H159V254H158ZM166 256H167V254H166ZM88 257H89V256H88ZM129 257H131V256H129ZM101 258H102V257H101ZM131 258H134V257H131ZM166 258H167V257H166ZM161 259H163V258H161ZM161 259H160V260H161ZM116 260H117V259H116ZM120 260H122V259H120ZM143 260H145V259H143ZM117 261H118V260H117ZM122 261H125V260H122ZM127 261H128V260H127ZM132 261H133V260H132ZM139 261H140V260H139ZM128 262H129V261H128ZM128 262H127V263H128ZM142 263H143V262H142ZM144 263H145V261H144ZM147 263H148V261H147ZM147 263H146V264H147ZM158 263H159V261H158ZM160 263H161V262H160ZM166 263H167V262H166ZM110 264H111V262H110ZM124 264H125V262H124ZM134 264H135V262H134ZM140 264H141V263H140ZM162 264H164V263H162ZM168 264H170V263L168 262Z\"/></svg>",
	"mask_w": 264,
	"mask_h": 264
}]
</instances>
